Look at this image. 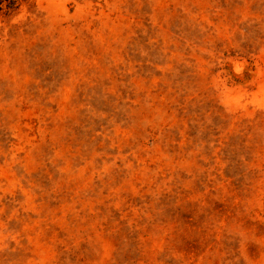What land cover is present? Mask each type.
I'll list each match as a JSON object with an SVG mask.
<instances>
[{"label":"rangeland","instance_id":"374dc122","mask_svg":"<svg viewBox=\"0 0 264 264\" xmlns=\"http://www.w3.org/2000/svg\"><path fill=\"white\" fill-rule=\"evenodd\" d=\"M0 264H264V0H0Z\"/></svg>","mask_w":264,"mask_h":264}]
</instances>
